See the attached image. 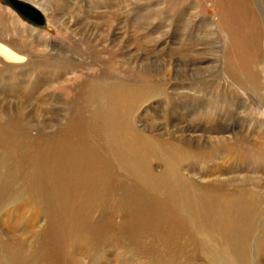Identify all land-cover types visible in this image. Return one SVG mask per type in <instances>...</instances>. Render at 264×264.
<instances>
[{
	"label": "bare ground",
	"instance_id": "bare-ground-1",
	"mask_svg": "<svg viewBox=\"0 0 264 264\" xmlns=\"http://www.w3.org/2000/svg\"><path fill=\"white\" fill-rule=\"evenodd\" d=\"M220 1L224 14L217 24L226 23L234 35L232 44L227 42L224 47V69L237 81L243 96L255 99L264 117V25L260 6L255 0ZM260 5L264 9V0ZM170 8L180 22L194 30L175 42L183 51L195 53L194 46H205L206 33L216 40L215 24L207 16H200V6ZM146 26L140 40L143 50L149 44L150 30ZM200 26L207 27L208 32L199 33ZM153 28L160 34L156 19ZM2 32L0 28V37ZM221 49L212 48L213 56L222 53ZM24 61L26 57L0 41V74ZM190 65L195 67L193 73L200 70L199 65ZM53 68L61 78L63 67L55 62ZM202 86L208 88L207 84ZM191 91L192 98L172 95L162 105L164 112L178 107L182 112L178 123L167 117L159 124L164 135L176 138V133L181 134L178 141L162 134H146L135 126L137 110L150 101L155 89L116 81L98 85L80 80L74 88L70 121L51 135L0 125V211L10 208L14 215L15 209L24 212L34 207L48 224L40 237L35 234L33 247L19 254L18 264H77L84 260L88 264H109L111 259L117 264H194V260H200L196 246L200 232L228 237L230 252H235L237 260L249 256L251 249L244 252L242 247L255 234L257 221L253 219L255 213L244 205L241 193L255 200L259 194L237 188L249 184L256 188L252 178L264 180V118L258 119L244 97L246 119L242 129L248 137L225 139L231 131L223 125L227 120L219 117L223 103L211 99V94L201 88ZM45 95L50 99L49 93ZM208 140L234 141L245 150L229 144L224 153L216 155L211 144L205 143ZM243 154L255 155L248 171L237 166ZM224 185L227 190L219 189ZM236 210L253 220L243 222L240 215L233 217ZM216 211L231 221H219ZM211 238L215 237L207 242ZM3 244L0 240V246ZM107 248L113 250L110 257ZM214 251L215 246L204 255ZM258 253L264 257V248ZM211 258L223 261L224 257L214 252Z\"/></svg>",
	"mask_w": 264,
	"mask_h": 264
},
{
	"label": "rangeland",
	"instance_id": "rangeland-1",
	"mask_svg": "<svg viewBox=\"0 0 264 264\" xmlns=\"http://www.w3.org/2000/svg\"><path fill=\"white\" fill-rule=\"evenodd\" d=\"M21 1L40 10L48 23L43 29L37 28L25 19L22 20L15 14L16 12L13 13L6 0H0V28L3 29L0 41L19 56L26 57V62L10 65L9 72L0 74V125L2 126H11L16 130L29 131L31 134L36 133L41 136L55 133L71 119L70 110L76 96L73 95L74 88L80 80L85 82L90 80L98 85L116 81L128 85H146L155 89L150 101L137 110L138 121L135 126L137 130L146 134H162L166 139H171L173 136L164 135L159 124L167 117L171 120L173 118L178 123V116L182 112L179 111V107L176 111L164 112L161 110L163 103L172 95L192 98L191 90L198 91L200 88L202 92L210 93L211 99L220 101L226 107H223V113L219 114V117L227 120L223 125L230 127L231 131L224 136L225 139L232 137L242 139L245 135L248 137L242 129L246 119V113L242 108L244 97L248 98L254 107L252 109H255L254 114L259 116L258 119L264 118L258 112L255 99L246 94L243 96L237 81L227 74L226 68L224 69L226 66L222 58L224 47L227 42L232 44L234 35L226 23L221 26L217 24V20L224 14L220 0ZM255 1L257 6H260L264 25L261 0ZM171 5L177 8L183 5L200 6V16H207L215 24L216 40L206 33L205 46H194L195 53L183 51L181 44L175 42H181L189 31L194 32V30L188 29L185 22L179 21L178 15L171 10ZM155 19L160 24V34H155L153 28ZM145 26L149 28L150 34L149 44L143 50L140 40H143ZM198 30L199 33L208 32V28L204 26H200ZM156 40L158 44H155ZM217 46H222V53L213 56L212 48L216 49ZM199 47H202L203 53L199 51ZM189 58L195 59L189 61L190 63L186 62ZM203 60H206L205 64H202ZM55 62L63 67L61 78L56 77L53 68ZM200 63L202 65H199ZM190 64L199 65L200 70L193 73L192 69L195 67ZM1 66H4V63ZM213 67L217 68L213 69ZM201 68L204 69L201 71ZM262 68L264 70V64ZM49 76L51 79H48ZM64 79L68 80L67 83ZM204 84H207L208 88L202 86ZM48 93L51 100L45 95ZM57 109H59L58 113L49 114V111ZM182 122H185V119H182ZM185 126L186 124L182 125ZM180 135L176 133V138L173 139L180 140L177 138ZM205 143L211 144L210 149H213L216 155L224 153L229 144H234L238 150H245L229 140L221 142L208 140ZM194 147L195 144L191 146ZM253 162H255L254 154L251 156L243 154V159L237 162V166L248 171L253 167ZM193 180L198 182L196 178ZM252 182L256 183V188L251 184L237 188L259 194L255 200L247 198L244 192L241 193L244 205L250 208L249 212L255 213L253 219L257 221L256 232L252 233L249 244L246 247L240 246L244 252L251 249L249 256L244 255L241 260H237L235 252H230L232 250L228 243L231 240L228 237L220 236L218 233L208 235L200 232L196 243L200 260H194V264H264L263 255L258 253V249L264 248V180L261 181L260 177H256L252 178ZM221 188L228 189L225 185L219 189ZM27 208L24 212L15 209L14 215L10 208L0 211V240L4 243L0 246V264H18L19 254L27 253L33 247L35 234L39 233L40 237L47 229V221L39 216L38 210L34 207ZM249 212L244 214L248 215ZM215 214L221 222L231 221L220 217L221 211H216ZM232 215L235 218L240 215L243 222L253 220L237 210L233 211ZM17 221L20 224L16 223ZM253 231L254 228L252 231L248 230L250 233ZM211 236L215 238L207 242ZM213 246H215L214 252L224 257L223 261L212 259L214 252L204 255ZM106 251L110 257L112 248H107ZM77 264L88 263L84 260ZM109 264H117V262L111 259Z\"/></svg>",
	"mask_w": 264,
	"mask_h": 264
},
{
	"label": "water",
	"instance_id": "water-1",
	"mask_svg": "<svg viewBox=\"0 0 264 264\" xmlns=\"http://www.w3.org/2000/svg\"><path fill=\"white\" fill-rule=\"evenodd\" d=\"M6 2L29 23L41 28L45 27V21L42 14L33 6L18 0H6Z\"/></svg>",
	"mask_w": 264,
	"mask_h": 264
}]
</instances>
